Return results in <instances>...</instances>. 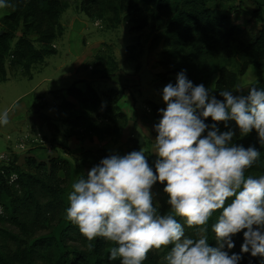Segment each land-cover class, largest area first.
Returning a JSON list of instances; mask_svg holds the SVG:
<instances>
[{
    "label": "clouds",
    "instance_id": "clouds-1",
    "mask_svg": "<svg viewBox=\"0 0 264 264\" xmlns=\"http://www.w3.org/2000/svg\"><path fill=\"white\" fill-rule=\"evenodd\" d=\"M6 6L0 0V8ZM242 91L237 85L235 91H220L218 99L185 71L163 87L166 107L158 110L154 125V168L141 147L101 159L71 185L65 218L89 249L103 238L113 245L108 259L119 258L120 264H143L151 250L161 248H170L164 264H239L242 256L224 249L234 248L232 237L243 232L241 253L264 257V175H246L260 151L234 144L229 128L234 122L243 137L254 130L264 145V90ZM8 123L5 110L0 125ZM220 124L229 130L221 131ZM156 183L168 197L164 214L154 204ZM217 212L213 247L205 226ZM185 224L197 229L195 238L185 235Z\"/></svg>",
    "mask_w": 264,
    "mask_h": 264
},
{
    "label": "trees",
    "instance_id": "trees-1",
    "mask_svg": "<svg viewBox=\"0 0 264 264\" xmlns=\"http://www.w3.org/2000/svg\"><path fill=\"white\" fill-rule=\"evenodd\" d=\"M93 4L106 3L112 12V19L120 23L121 11L129 10L130 15L138 16L136 9L145 5L152 12V25L161 32L165 53L173 59L172 66L176 73L185 71V74L194 85L203 84L210 90L216 89L217 94L222 90H231L234 87L237 75L246 70L249 65L257 68L264 67V26L256 30L248 41L238 37L240 29L232 24L229 14L218 12L208 0H87ZM6 4L7 12L0 18L2 31L0 32V81L6 78L5 61L17 65L22 72L31 77V68L44 61L46 56L56 53L52 41L61 34L62 28L58 18L70 0H2ZM131 16H128L130 18ZM143 21H146L145 15ZM22 22V34L11 45L15 31ZM33 28L41 47L33 46L32 41L26 36ZM58 28V33L55 29ZM178 57V60L175 58ZM103 62V58H99ZM116 69V62L112 60ZM114 71L104 77L110 79ZM175 84V83H174ZM250 87L264 90V78L254 80ZM123 89L110 87L104 93L102 101L98 92L90 84L85 89L70 85L66 94L73 97L76 103L62 97L59 106L67 110L69 128L64 132L66 141L61 142L62 151L67 155L56 156L50 159L48 175L38 176L19 171L15 159L8 164L0 165V264H120V259L109 260L108 249L113 245L103 238L92 241V248L87 247L88 241L81 235L76 225L67 221L65 210L69 206L67 195L70 191L61 188L58 174L76 181L86 176V172L97 165L101 159L114 154L105 147L95 150L78 147L72 149L68 139L79 133L94 135L97 140H102L106 134L120 135L126 125L128 117L121 109L119 100L123 96ZM247 94V93H246ZM245 94V95H246ZM148 108L144 116L158 123L160 105L152 100L146 102ZM166 107V105H164ZM163 107V108H164ZM100 121H105L101 125ZM206 123L211 124L209 118ZM221 131L229 129L219 125ZM229 128L235 132L233 143L245 148L254 146L260 151V158L246 175H264V145H261L257 133L253 130L247 136H240L234 122H229ZM155 133V131H154ZM83 136V135H81ZM156 136V133H155ZM137 141L136 137H133ZM132 138H129V140ZM137 151L140 150L137 142ZM151 166L154 168V162ZM44 166V165H43ZM16 173L15 183H19L22 194L17 195L8 183L9 176ZM163 190L164 185L156 183ZM36 191L45 196L41 201ZM168 197L165 196L155 204L161 214L169 211ZM219 213L205 226L208 231L210 246L216 247L217 241L211 232ZM51 219L54 224L50 225ZM183 224L184 221L177 218ZM9 224L15 229L2 226ZM38 227H48V232L37 238H29L28 232ZM197 229L188 228L185 224V235L196 237ZM69 241L83 243L86 249L78 250L69 245ZM233 253L240 254V264H264V257H252L250 253H241L243 232L232 237ZM14 245L10 250L8 243ZM227 249V246H225ZM170 248H162L164 255ZM163 255V257H164ZM143 264H164V260L156 262L152 250L148 253Z\"/></svg>",
    "mask_w": 264,
    "mask_h": 264
},
{
    "label": "rangeland",
    "instance_id": "rangeland-1",
    "mask_svg": "<svg viewBox=\"0 0 264 264\" xmlns=\"http://www.w3.org/2000/svg\"><path fill=\"white\" fill-rule=\"evenodd\" d=\"M208 2L218 12L229 14L230 22L240 29L238 37L244 41L250 40L256 30L264 26V0H208ZM136 9L138 10L136 13L140 15L132 16L129 10H123L120 13L121 22L115 23L106 3L93 4L87 0H70L68 7L58 18L62 32L52 41L56 53L33 65L31 77L24 74L19 66L10 65L6 59L4 64L6 78L0 81V113L5 110L9 112V123L6 126L0 125V165L8 164L9 160L15 159L19 171L46 176L51 158L58 155L67 156L62 151L61 142L66 141L64 132L69 128L68 111L60 107L59 103L62 97L76 103L73 97L66 94V88L70 85L85 89L86 84H90L96 89L102 101L108 88L123 89L124 93L119 102L129 112L135 108L137 112L145 110L148 108L147 100L156 102L161 108L164 107L162 89L168 83H176L178 73L172 69L173 59H169L164 52L167 47L164 45L163 35L152 25V12L145 5H139ZM6 12V7L0 8V18ZM21 30L22 22L11 40L12 46L21 36ZM55 31L58 33V28ZM26 36L32 41L33 46L41 47L42 43L38 41V35L33 28ZM97 57L103 58L104 61L100 62ZM112 60L116 62V69L112 66ZM175 60H178V57ZM113 71L110 79L104 77ZM262 78L264 67L249 65L244 72L237 75L234 87L230 91H235L239 85L243 90L240 94L245 95L250 84ZM210 91L213 95L217 94L215 88ZM216 96L222 99L219 95ZM100 124L105 125L106 122L100 121ZM147 133L149 132L146 131L145 134ZM94 137L92 134L81 132L71 136L68 143L72 149L83 147V142L96 148L97 139ZM133 137L127 141L125 149L121 146L117 149V154L137 151L135 145L137 141ZM118 138V135L106 134L99 143L101 147L109 150ZM150 143L152 144L143 138L142 147L149 156L151 166L153 157L149 152ZM58 178L61 188L70 191L74 181L65 178L61 173L58 174ZM11 187L15 194H22L18 182L13 183ZM151 191L155 204L165 196L157 184ZM36 195L41 201L46 200L40 192L36 191ZM49 220L52 226L54 222ZM2 226L15 229L7 223ZM47 232L48 227H38L29 231L28 237L37 238ZM68 244L77 247L78 250L86 249L80 242L69 241ZM8 247L14 250V245L10 242ZM224 250L229 251V255L233 254L231 250ZM152 253L156 262L163 260L162 248L154 249ZM42 263L44 262L37 260V264Z\"/></svg>",
    "mask_w": 264,
    "mask_h": 264
},
{
    "label": "crops",
    "instance_id": "crops-1",
    "mask_svg": "<svg viewBox=\"0 0 264 264\" xmlns=\"http://www.w3.org/2000/svg\"><path fill=\"white\" fill-rule=\"evenodd\" d=\"M45 60V59H44ZM32 76V73H31ZM41 95V94H40ZM120 105V102H119ZM121 109L127 114L128 120L126 125L122 128L121 133L119 135V138L117 140V142L112 145L109 150L115 154H117V149H119V147L121 146L123 149H125V145L127 144V141L129 140L130 137H136L137 139V144L139 146V149L142 147V141L143 138L148 139L149 141L152 142V144L150 143L149 146V152L151 154V156L153 155V140L155 139V133H154V125H155V121L152 119H147L144 116V110H141L139 112L136 111V108L129 112L126 107L121 106ZM140 114V115H138ZM146 131H148L150 136H148L146 133ZM148 137H147V136ZM95 139H97L96 137H94ZM70 146V145H69ZM82 146L85 149H92L95 150L99 147H101V144L99 143V140H97L96 143V148H93L89 145H86V142H83ZM126 153L122 154L125 155ZM153 160L156 159V157L153 155Z\"/></svg>",
    "mask_w": 264,
    "mask_h": 264
},
{
    "label": "built area",
    "instance_id": "built-area-1",
    "mask_svg": "<svg viewBox=\"0 0 264 264\" xmlns=\"http://www.w3.org/2000/svg\"><path fill=\"white\" fill-rule=\"evenodd\" d=\"M16 178H17V176L15 175V174H11L10 176H9V179H8V183L9 184H13V183H15L16 182ZM2 205H1V203H0V215L2 214Z\"/></svg>",
    "mask_w": 264,
    "mask_h": 264
}]
</instances>
